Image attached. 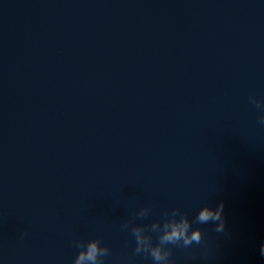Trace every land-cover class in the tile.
Masks as SVG:
<instances>
[{"label": "water", "instance_id": "obj_1", "mask_svg": "<svg viewBox=\"0 0 264 264\" xmlns=\"http://www.w3.org/2000/svg\"><path fill=\"white\" fill-rule=\"evenodd\" d=\"M262 115L264 0H0V264H264Z\"/></svg>", "mask_w": 264, "mask_h": 264}, {"label": "clouds", "instance_id": "obj_2", "mask_svg": "<svg viewBox=\"0 0 264 264\" xmlns=\"http://www.w3.org/2000/svg\"><path fill=\"white\" fill-rule=\"evenodd\" d=\"M259 122L261 125H264V115H262L259 118ZM223 204L221 203L216 210H211L207 207H204L200 210L198 214V221L200 223H206L209 220H220L221 216V210H222ZM188 223L186 220H180V221H174L168 226V229L165 231L163 240L172 242L183 239L185 244H189L192 241H199V230L194 229L192 230L191 234H187L188 230ZM222 227V221L221 224L217 226V231L220 230ZM98 248L96 243L90 242L87 246L86 251L82 252L76 260V264H85V262H92V264H95V260L97 257ZM261 253L264 254V244L261 245ZM152 255L156 260L161 259V253L158 248L152 249Z\"/></svg>", "mask_w": 264, "mask_h": 264}]
</instances>
